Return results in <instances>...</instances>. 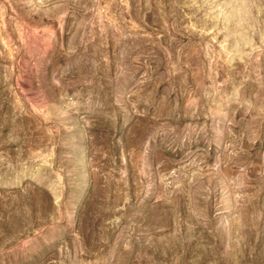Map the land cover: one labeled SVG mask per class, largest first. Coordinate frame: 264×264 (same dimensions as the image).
Here are the masks:
<instances>
[{
    "label": "rangeland",
    "instance_id": "obj_1",
    "mask_svg": "<svg viewBox=\"0 0 264 264\" xmlns=\"http://www.w3.org/2000/svg\"><path fill=\"white\" fill-rule=\"evenodd\" d=\"M0 264H264V0H0Z\"/></svg>",
    "mask_w": 264,
    "mask_h": 264
}]
</instances>
